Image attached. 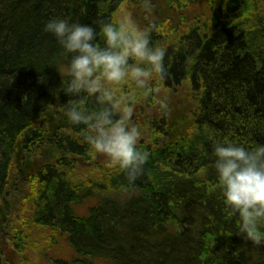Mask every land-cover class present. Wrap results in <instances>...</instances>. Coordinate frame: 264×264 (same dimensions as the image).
<instances>
[{
  "label": "trees",
  "instance_id": "obj_1",
  "mask_svg": "<svg viewBox=\"0 0 264 264\" xmlns=\"http://www.w3.org/2000/svg\"><path fill=\"white\" fill-rule=\"evenodd\" d=\"M133 2L168 46L172 112L137 105L151 155L129 186L61 110L60 49L44 31L53 16L98 29L126 0H0V264L15 263L32 227L72 252L49 264H264V223L256 238L240 233L213 154L217 140L264 144V0Z\"/></svg>",
  "mask_w": 264,
  "mask_h": 264
},
{
  "label": "clouds",
  "instance_id": "obj_2",
  "mask_svg": "<svg viewBox=\"0 0 264 264\" xmlns=\"http://www.w3.org/2000/svg\"><path fill=\"white\" fill-rule=\"evenodd\" d=\"M145 5L150 11V0ZM96 23L98 29L53 16L44 31L55 37L60 49L63 77L58 91L70 97L61 110L78 127L88 155L103 156L130 186L144 174L151 155L141 144L144 125L132 119L137 105L149 100L162 115L172 112L164 90L168 46L153 43L151 28L142 26L127 4L114 19ZM189 133L197 135L199 130L193 127ZM213 154L225 205L240 217V233L256 238L264 223V144L249 148L217 140Z\"/></svg>",
  "mask_w": 264,
  "mask_h": 264
},
{
  "label": "rangeland",
  "instance_id": "obj_3",
  "mask_svg": "<svg viewBox=\"0 0 264 264\" xmlns=\"http://www.w3.org/2000/svg\"><path fill=\"white\" fill-rule=\"evenodd\" d=\"M125 4L134 11L132 4L136 5V3L133 0H126ZM77 210L80 211L78 212L80 215L84 214L85 208ZM51 239L48 231L32 227L28 232V239L25 240L24 248L17 250L14 264H49L54 259L70 260L73 257L67 242L63 239L56 241ZM97 264L104 263L97 262Z\"/></svg>",
  "mask_w": 264,
  "mask_h": 264
},
{
  "label": "bare ground",
  "instance_id": "obj_4",
  "mask_svg": "<svg viewBox=\"0 0 264 264\" xmlns=\"http://www.w3.org/2000/svg\"><path fill=\"white\" fill-rule=\"evenodd\" d=\"M171 21H173V20H171ZM171 24H175V22H171Z\"/></svg>",
  "mask_w": 264,
  "mask_h": 264
}]
</instances>
